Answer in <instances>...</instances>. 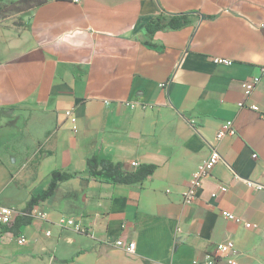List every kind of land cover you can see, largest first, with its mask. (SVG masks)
Segmentation results:
<instances>
[{"label":"crops","instance_id":"1","mask_svg":"<svg viewBox=\"0 0 264 264\" xmlns=\"http://www.w3.org/2000/svg\"><path fill=\"white\" fill-rule=\"evenodd\" d=\"M26 11L22 31L0 20V203L24 210L53 170L81 175L34 207L45 219L0 225V264H192L228 240L239 264H264V190L244 180L264 185V116L249 107L264 113V0H45ZM162 11L194 22L150 38L145 24ZM256 76L245 98L241 82ZM228 125L237 134L218 142L221 160L185 203ZM93 155L156 169L118 186L87 174Z\"/></svg>","mask_w":264,"mask_h":264},{"label":"built area","instance_id":"2","mask_svg":"<svg viewBox=\"0 0 264 264\" xmlns=\"http://www.w3.org/2000/svg\"><path fill=\"white\" fill-rule=\"evenodd\" d=\"M213 61L215 63H224V64L233 63L232 59L226 57H214ZM258 81H259V77L256 76L254 78L247 79L241 82V86L243 88L245 98H249L253 94ZM161 85L163 86L164 84L162 83ZM240 105L244 106V102H241ZM249 107L254 111L260 112L261 115L264 116V113L261 111L259 105L252 103ZM65 113L68 117L72 119V121H76V116L74 114L73 109H67ZM236 134H237V130L232 125H228L227 127L222 128L218 131L216 136L217 142L211 144V151L209 156L193 172L188 187L182 193L183 201L185 203L191 204L197 201L199 197V192L203 188L204 179L211 175L213 168L221 160V153L218 148V142L227 135H236ZM254 156H256V154H254ZM132 164L134 166L139 165L138 161H133ZM244 180L246 181L247 184L251 186H255L259 190H264L263 184H259L251 179H244ZM222 189L226 190L227 186L224 185ZM23 213H24L23 209H19L18 207L9 206L0 203V225L4 226L12 223L17 215ZM30 215L33 218L34 217H39L44 219L46 218V213L41 210L33 209L30 212ZM222 215L229 220H233L238 223H244V225L248 228L257 226L256 224L251 222H244L241 217L237 216L235 213L228 210H222ZM59 224L63 227L66 226L71 227L77 232L86 231V228L73 218H62L60 219ZM50 233L51 231L48 230L47 234L49 235ZM17 239L18 242L21 244L26 243L28 240L26 235L24 234L18 236ZM116 244L123 247L128 252H132L133 250L132 245L129 243H125L122 239L118 240ZM237 255H238V249L236 247L235 242L232 240H228L217 244L215 251L213 253H207L203 261H194L192 264H239ZM162 264H173V263L167 262Z\"/></svg>","mask_w":264,"mask_h":264},{"label":"trees","instance_id":"3","mask_svg":"<svg viewBox=\"0 0 264 264\" xmlns=\"http://www.w3.org/2000/svg\"><path fill=\"white\" fill-rule=\"evenodd\" d=\"M44 1L45 0H18L12 2V4L17 6L26 5L25 10H27L33 6L42 4ZM203 16L206 18L210 17L209 15ZM193 22L194 13L162 11L146 22L145 32L151 38L160 30H179ZM155 169V164H140L134 169H126L122 163L113 162L111 159L100 157L99 155L89 157L86 163V172L89 176L114 185L128 187L142 184L154 173ZM80 175V172H68L61 169L53 170L48 188L33 194L28 201L26 209H24V213L17 215L12 223L5 225V229L8 231H15L21 225L30 222L33 218L30 212L34 207L52 196L61 182Z\"/></svg>","mask_w":264,"mask_h":264},{"label":"rangeland","instance_id":"4","mask_svg":"<svg viewBox=\"0 0 264 264\" xmlns=\"http://www.w3.org/2000/svg\"><path fill=\"white\" fill-rule=\"evenodd\" d=\"M25 7L26 5L17 6L11 2L4 4V6L0 8V20L8 21L9 26L15 28V30H24L26 26L25 19L27 17Z\"/></svg>","mask_w":264,"mask_h":264}]
</instances>
